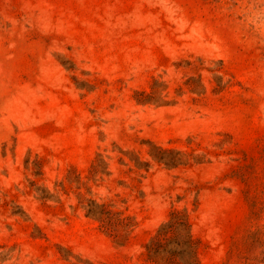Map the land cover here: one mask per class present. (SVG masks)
Listing matches in <instances>:
<instances>
[{"label": "rangeland", "instance_id": "374dc122", "mask_svg": "<svg viewBox=\"0 0 264 264\" xmlns=\"http://www.w3.org/2000/svg\"><path fill=\"white\" fill-rule=\"evenodd\" d=\"M0 264H264V0H0Z\"/></svg>", "mask_w": 264, "mask_h": 264}]
</instances>
